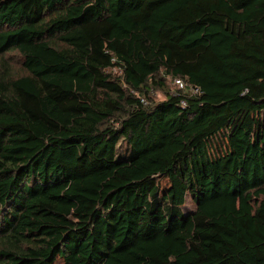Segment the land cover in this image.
<instances>
[{
  "label": "trees",
  "instance_id": "16d2710c",
  "mask_svg": "<svg viewBox=\"0 0 264 264\" xmlns=\"http://www.w3.org/2000/svg\"><path fill=\"white\" fill-rule=\"evenodd\" d=\"M57 259L264 264V0H0V264Z\"/></svg>",
  "mask_w": 264,
  "mask_h": 264
},
{
  "label": "rangeland",
  "instance_id": "374dc122",
  "mask_svg": "<svg viewBox=\"0 0 264 264\" xmlns=\"http://www.w3.org/2000/svg\"><path fill=\"white\" fill-rule=\"evenodd\" d=\"M11 64L13 65L15 70H18L19 67H20V64H19V61H18L17 58H13L11 60ZM106 72L107 73H111L114 77H118L121 74V72H120V70L118 68L107 69ZM165 84H166V86L169 89L171 88V86H170L168 81H165ZM150 96H151V99L154 100L155 102L161 101L164 98V92L162 90H160V89H156V90H154L151 93ZM161 186H162V189H165L168 186L167 181L162 180ZM185 205H186V209H188V210H193L194 209V205L190 202L189 199L186 200V204ZM55 264H62V262H61L60 259H57L55 261Z\"/></svg>",
  "mask_w": 264,
  "mask_h": 264
},
{
  "label": "built area",
  "instance_id": "2783aa9c",
  "mask_svg": "<svg viewBox=\"0 0 264 264\" xmlns=\"http://www.w3.org/2000/svg\"><path fill=\"white\" fill-rule=\"evenodd\" d=\"M173 86L175 87L174 91L176 93L179 92L181 95L187 96V97H195L196 95L200 94V90L198 87L188 84L185 81L175 78L172 81ZM139 101L141 104L146 105L147 104V99L144 96H138ZM182 105L184 103L182 102Z\"/></svg>",
  "mask_w": 264,
  "mask_h": 264
}]
</instances>
